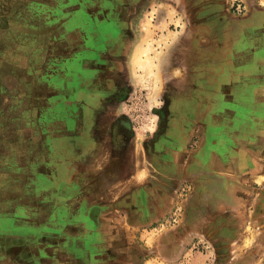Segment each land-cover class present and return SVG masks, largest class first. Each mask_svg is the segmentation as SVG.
Here are the masks:
<instances>
[{
    "label": "rangeland",
    "instance_id": "1",
    "mask_svg": "<svg viewBox=\"0 0 264 264\" xmlns=\"http://www.w3.org/2000/svg\"><path fill=\"white\" fill-rule=\"evenodd\" d=\"M177 1L181 0H174L176 7ZM261 1L264 0H256L255 5ZM164 2L143 0V7H150L144 14L142 12L143 15L136 12L135 16L132 3H118L122 10L114 11H119V19L125 24L121 29L124 35L133 38H121V42L109 48L104 42L105 47L100 50L105 52L96 62L98 73L87 75V82L83 76L80 81L88 84L81 87H94L100 92L98 95L104 94L102 99L125 103L126 114L132 122L118 118L116 124L106 128V121L101 122L100 117L97 123V132H103L105 137L92 140L98 142L93 143L97 153L88 161L95 167L104 164L108 170H122L114 169L115 173L107 178L109 182L91 188L89 193L82 194L79 189L82 198L91 201L93 208H98L91 217L97 233L89 237L88 242L104 245L107 250L104 256L112 263L264 264V152L260 159L258 155L254 156L260 163L257 170H236V188L226 181L233 172L216 165L215 161L222 156L213 148L215 140H206V135L214 130L209 124L211 117L221 114L216 106L219 98L215 91L208 93L196 89L202 85L218 90V80H215L218 76L213 75L210 64L198 67L190 75L191 86L195 88L184 93L178 90L187 78L182 74L183 60L178 57L173 63L171 60L174 69L167 73V55L168 51L176 53L180 44L174 38L182 34L184 22L182 13L177 10L171 9L168 18L163 16ZM36 3L38 0H0V68L6 66L8 59L18 63L9 65H15V70L10 68L9 90L0 88V100L30 98V111L34 110V113L38 111L34 105L39 98L51 99V104L62 99L67 104L63 114L59 112L58 115L64 120L67 117L68 124L62 120L48 122L46 127L52 136L47 155L49 166L43 172L47 180L42 179V187L31 188L32 200L41 196L48 203L44 212L49 217V206L53 204L59 206L60 215L67 209H74L73 202L65 203L61 198L67 200L76 190L68 185L73 178L71 162L76 156L74 141L77 139L73 141L66 137L74 132L71 111L74 110L76 91L73 87L43 92L38 78L37 81L32 78L31 87L27 89V77L21 72L28 68L38 72L42 59L52 68L57 66L61 77L52 82L70 81L73 76L67 72L70 57H73L71 43L82 38H62L67 32L60 25L72 17L55 11L40 12ZM232 3L231 12L236 18L251 14L253 8L248 1L233 0ZM262 6L264 8V4ZM261 12L250 16L262 21ZM39 18L46 20V27H40ZM184 19L190 26L187 18ZM138 21L141 23L136 27ZM22 34L26 38H19ZM135 35H141V38L137 40ZM100 42L97 38L96 44ZM111 60L115 61L110 64ZM111 66L112 69H107ZM113 71L126 73L115 75ZM2 83L0 80V85ZM51 86L54 88L53 84ZM90 96L93 94L88 93L83 99ZM169 98L172 101L168 105ZM17 108L22 107L16 105ZM166 119L168 123L164 122ZM130 124L136 127L133 146L143 152L141 172H137L140 169H134L128 160H123V155L118 152L132 135ZM97 169L93 170L94 174L98 173ZM0 173L4 175L5 172ZM91 175L90 183L91 178H95ZM15 189L17 196L26 192L24 185Z\"/></svg>",
    "mask_w": 264,
    "mask_h": 264
},
{
    "label": "crops",
    "instance_id": "2",
    "mask_svg": "<svg viewBox=\"0 0 264 264\" xmlns=\"http://www.w3.org/2000/svg\"><path fill=\"white\" fill-rule=\"evenodd\" d=\"M164 1L163 9L166 11L161 14L168 18L171 9L177 10L182 13L184 22L182 34L178 38L173 37L180 44L176 53L168 51L167 55V73L174 69L171 60L172 63L176 57L183 60L182 74L187 78L179 85L178 90L184 93L195 88L191 86L190 75L198 67L210 64L213 75L218 76L215 78L218 80V90L202 85L196 89L208 93L215 91L214 94L219 98L216 106L220 108L218 110L221 114L211 117L209 124L214 130L206 135V140H215L213 148L222 156L219 161H215L216 165L220 164L223 169L233 172L230 180L226 181L236 188V170H257L260 163L254 156L258 155L260 159L264 152V18L256 21L250 16L262 11L261 17H264V1L255 5L256 0H246L253 9L250 15L240 18H236L231 12L233 0H181L177 1V7L174 0ZM127 2L129 5L133 4L134 16L136 12L143 15L150 7H143V0H112L111 6L107 0H38L36 9L72 17L69 22L60 25L67 32L62 38H133L132 35H124L121 27L125 24L119 19V11H113L121 9L118 8V3L126 5ZM184 17L190 26L185 23ZM38 20L41 28L47 26L46 20ZM140 23L136 22V27ZM19 38H26V35L22 34ZM135 38L139 40L141 35H135ZM71 44L73 57H70L71 64L67 72V75L73 76L70 81L61 79V83L52 82L61 77L57 66L52 68L42 59L38 72H32L28 68L27 71L22 70L21 74L27 77V89L31 87L32 78L36 81L38 78L43 92L73 87L76 90L71 117H74V125L77 126V121L83 127L77 128L80 132L72 131L71 136H66L73 141L77 140L74 151L76 156L71 162L73 178L69 185L63 184L76 190L73 189L75 192L67 200L61 198L65 203L73 202L74 209H65V214L60 215L57 211L59 206L53 204L49 206L51 211L47 217L44 211H47L48 203L41 196H38V200H32L34 196L31 191L33 186L42 187L41 181L47 176L43 172L48 170L47 155L49 148L51 150L49 138H52L47 131V124L63 120L67 125V117L64 120L58 115L59 112L63 114V107L67 104L62 99H56L51 104V99L39 98L34 105L38 111L34 113V110L30 111V98L0 100V172H5L4 175L0 173V264H120L105 258L104 252L107 250L104 245L88 242V238L97 233L91 217L95 216L98 209L95 210L91 201L80 195L90 191V180L80 177V174L82 170L93 171L100 168L88 161L97 153L93 143L98 142L92 140L105 137L103 132L102 135L96 129L99 118L102 117L103 122L114 115L116 119L124 118L129 123L132 122L126 114L125 103L102 99L104 94L98 95L100 92L94 87L80 88L74 82V76L82 75V71L78 65L74 66V41ZM12 63L18 65L8 59L6 66L0 68V80L3 82L1 90H9L7 81L10 68L15 70V65L9 66ZM84 68L88 70L84 71L85 76L98 73L91 65ZM52 84L54 88H51ZM88 93H92L94 98L90 96L83 99ZM16 105L22 108L15 109ZM120 109L123 111L118 114ZM17 110L19 113H16ZM130 125L132 135L118 152L126 157L125 160L134 169H140L137 172H141L143 152L139 147L133 146L136 127ZM158 135L159 132L156 134L157 138ZM206 146L209 144L206 143ZM101 184H97V187ZM21 185H24L26 192L23 196H17L15 191L18 190L15 188Z\"/></svg>",
    "mask_w": 264,
    "mask_h": 264
},
{
    "label": "flooded vegetation",
    "instance_id": "3",
    "mask_svg": "<svg viewBox=\"0 0 264 264\" xmlns=\"http://www.w3.org/2000/svg\"><path fill=\"white\" fill-rule=\"evenodd\" d=\"M111 1L112 0H110V1L107 0V3L109 4V6H111L110 5ZM112 7H114V6L112 5ZM96 32H98V31L96 30ZM96 35H97V33H95V36ZM99 40L102 42H100L99 44H96L97 38H82V40L74 39V66L78 65L79 67H82V66L84 67L85 65H91V67L96 68L98 71V67L96 66V62L99 61L100 57L105 52L104 50H100V49L105 47V43L107 44L106 45L107 48H109L111 46H116L119 42H121V38H99ZM109 42L111 44H108ZM114 61L115 60H111L109 63L112 64ZM107 69H112V66L110 68H107ZM81 71H82V75H78L79 78L74 76V82L79 84V86L82 84L85 85L86 82L89 81L88 77L84 75L85 74L84 69H81ZM119 72L120 73H115V72L114 73H115V75H121L122 73H126V71L125 72L119 71ZM74 75H76V74L74 73ZM82 76H83V79L86 80V82H84V83H80V81L82 80ZM115 81L117 83V80H115ZM115 81H114V83H115ZM80 88H83V87L80 86ZM108 89H110V88H108ZM108 94H109V92H108ZM170 101H172L170 98L167 99L168 105L170 104ZM116 118L114 115L110 116L109 119L107 118L106 123L104 124V127L110 128L111 126L116 124L118 121V119H116ZM119 120L121 121L122 119L119 118ZM164 122L168 123V119H166V121H164ZM77 128H78V125L76 126V124H75L74 125V132L77 131ZM158 132L160 133V130ZM75 147H76V143L74 145V151H75ZM122 158H123V160L126 159V157H124V155ZM106 167H107V165H104V164L101 165L100 164V168L97 169L99 171H98V173L96 172L95 174L93 173V171H88V170L87 171H85V170L81 171L80 175L84 178L86 177V179H88V180H90L89 177L91 174L93 175V177H95L94 179L91 178V180H92L91 183L89 182L90 183V185H89L90 191H91V188L97 187V184H101V182L102 183L109 182V180H107V178H109L111 176V173L114 172V169H116V171H117V169H118V171L122 170L121 168H113V169L110 168V170H108V169H106ZM113 167H114V165H113ZM92 175H91V177H92ZM45 180H47V178ZM94 209L96 210L98 208H94ZM109 260H111V259H109Z\"/></svg>",
    "mask_w": 264,
    "mask_h": 264
},
{
    "label": "bare ground",
    "instance_id": "4",
    "mask_svg": "<svg viewBox=\"0 0 264 264\" xmlns=\"http://www.w3.org/2000/svg\"><path fill=\"white\" fill-rule=\"evenodd\" d=\"M172 119H173V118H172ZM160 144H162V145H163V143H160ZM164 144H165V143H164ZM162 145H161V146H162Z\"/></svg>",
    "mask_w": 264,
    "mask_h": 264
}]
</instances>
